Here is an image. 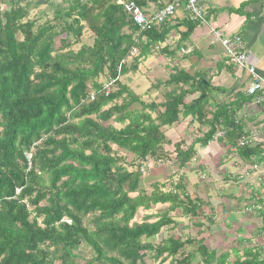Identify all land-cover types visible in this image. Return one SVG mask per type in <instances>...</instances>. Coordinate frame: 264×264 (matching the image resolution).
Wrapping results in <instances>:
<instances>
[{"label": "trees", "instance_id": "1", "mask_svg": "<svg viewBox=\"0 0 264 264\" xmlns=\"http://www.w3.org/2000/svg\"><path fill=\"white\" fill-rule=\"evenodd\" d=\"M39 1L0 0V264L223 263L227 255L220 259L203 246L184 255L189 241L173 236L153 245L164 226L176 225L168 212L152 223V216L134 218L159 204L181 217L196 215L184 174L167 192L152 184L147 194L139 165L173 162L181 173L218 129L227 130L223 146L235 147L242 135L236 111L208 110L207 82H196L203 90H182L190 83L180 72L165 82L174 89L158 104L121 84L131 50L138 60L150 54L167 40L168 21L140 33L114 0H43L48 10L27 19ZM134 2L144 8L145 0ZM86 32L90 45L82 44ZM108 81L114 84L105 97ZM190 93L197 96L185 103ZM188 117L207 131L188 145L172 143L168 128ZM129 156L134 171L123 165ZM238 157L260 161L250 146Z\"/></svg>", "mask_w": 264, "mask_h": 264}, {"label": "crops", "instance_id": "2", "mask_svg": "<svg viewBox=\"0 0 264 264\" xmlns=\"http://www.w3.org/2000/svg\"><path fill=\"white\" fill-rule=\"evenodd\" d=\"M170 2L145 0L142 9L151 13ZM204 9L205 22L195 23L189 20L182 6L178 8L165 27L170 28L167 40L155 45L150 54L139 59V66L146 71V90L174 89L167 87L165 82L179 72L190 83L179 85V88L203 90L196 83L202 78L211 94L208 110L232 107L236 111L234 117L240 119L241 136L252 138L250 147L258 150L260 161L247 164L261 165V181L253 175L238 182L235 176L240 168L233 155L227 152L229 146H223L220 141L211 142L196 155L206 154L210 163L215 157L219 158L218 170L213 172L218 176V182L208 175L207 182L202 185L186 183V192L198 208L196 215L178 216L177 221L170 218L176 221V225L164 226L156 237L161 236L160 242L171 236L181 242L188 240L193 245L190 253L203 246L208 252H215L220 259L227 255L223 263L218 260L213 264H264V106L255 105L245 95L250 78L245 71L239 72L234 68L221 45L225 37H241L246 49V65L253 67L256 74L264 79V0H205ZM196 96L197 93L188 94L185 103ZM188 119L191 120L190 117L181 120ZM202 129L204 133L207 131L204 127ZM221 148L224 149L223 156ZM255 206L260 210H254ZM163 232L169 236L162 238ZM185 248L186 245L182 251Z\"/></svg>", "mask_w": 264, "mask_h": 264}, {"label": "rangeland", "instance_id": "3", "mask_svg": "<svg viewBox=\"0 0 264 264\" xmlns=\"http://www.w3.org/2000/svg\"><path fill=\"white\" fill-rule=\"evenodd\" d=\"M50 1L55 3V2H58L59 0H50ZM114 1L122 4L128 0H114ZM42 4H44L43 0L37 2V5H41V6L38 7L37 9H32L30 11V13L28 14L27 19L33 20L36 17V15L38 14V12L48 10L47 5H42ZM48 12H49V15H52V11H48ZM91 39H92V36L90 35V33H88V32L84 33V36L82 38V44L90 45ZM74 49H79V46H76ZM127 65H128V71H127V74L121 78V81H120L121 84L123 86H125L132 95H134L138 98H141V100L145 103L156 102L158 104V103L162 102L163 97L168 90H163V88H160V90H156L157 92H155L154 90H150V89L146 90V87L148 86L147 80L145 78L146 77V71L144 70V68H141L139 66L138 50H136L135 55H131V52H130V59L128 60ZM134 66H135V69H134ZM152 80H155L154 77ZM114 90H115V88H113V91ZM147 93H149V94L146 95ZM132 107L139 108L138 106H135V105H133ZM152 116L155 117V115H152ZM110 123L113 124L112 122H110ZM113 126L115 128H119L118 125L113 124ZM168 129L170 131V133H169L170 136H168V137L173 141V142L171 141L172 143H175L180 138H182V140H184L185 144L188 145L192 140H195L196 138H200L204 134V129H202V127H200L199 124L196 123L195 121L191 122L190 119L182 121L180 125L179 124L173 125L172 127L168 128ZM163 130H166V129H163ZM172 131L176 133L177 138L175 137L174 133L172 134L173 137H171ZM219 147L220 146H218L217 148H219ZM196 148H197V152H200V151L202 152V150H201V148H199V146H197ZM173 149L174 148L172 146H168L169 151H172ZM225 151H227V149H225ZM221 155L222 156L224 155V149L223 148H221ZM123 159H124L123 165L128 171H134L136 169L135 166H133L131 163L132 159L130 156L124 157ZM207 159H208V157L206 156V154L201 153V155H196L193 158V160L190 162V164L187 165L190 170L188 168L187 169L185 168L182 170L181 173L177 172V167H176V165H173V162H171L172 164L170 162H169V164L166 162H156V163L152 162L151 163L150 162L151 160L149 161V159H147L148 160V163H147L148 166L144 162L146 164V166L143 167L141 169V171H140V168L144 165H142L141 163H140L141 166L139 165V167H140L139 171L141 173L140 188L143 190V192L148 194L152 191V184H159V185L161 184V186L165 185L162 189L163 192H167L169 190L168 188L170 187L171 184L172 185L176 184L179 181V175L180 174H184V176H185L184 179L182 180L183 185H186V183L187 184L192 183V184H201L202 185L204 182H207V179L209 178V176H211L215 182H218V180H219V179H217L218 176L216 177L213 172L218 170L216 168L219 167L220 160H218L219 158L215 157V160H212L213 162L210 163ZM188 170H189V172H188ZM156 179H157V182L155 181ZM166 179H167L168 183H165ZM164 212L165 213L168 212L169 218H174L176 221L179 219V217H181V216H179V214L177 215L176 211H173V210L168 211L166 206L159 204V205L151 207L148 211H144L143 209L140 208L138 210L135 218H134V221L135 222H141L145 216H152L153 220L149 221L150 223H152V222L156 221V219H154L155 216H159L161 213H164ZM179 213H180V211H179ZM162 236H163L162 238H164V237H167L169 235L167 233L163 232ZM150 241L153 245L156 246L160 243L161 236L152 238ZM227 241H228V239H227ZM191 246H193L192 243L186 244V248L183 250L184 255H186L187 252L190 253L192 251ZM85 258H87V256L83 257V258H79L78 263L83 261ZM177 258L181 259L182 255L178 256ZM197 260L199 261V258ZM169 262L170 261L167 260L165 262L160 263L159 260L155 261L151 258L144 260V264H168ZM191 264H195V263L192 262Z\"/></svg>", "mask_w": 264, "mask_h": 264}, {"label": "built area", "instance_id": "4", "mask_svg": "<svg viewBox=\"0 0 264 264\" xmlns=\"http://www.w3.org/2000/svg\"><path fill=\"white\" fill-rule=\"evenodd\" d=\"M204 2L205 0H171L170 3L151 13L146 12L145 10L140 8L134 1H126L122 3V8L125 14H127L131 18L133 24L141 33L151 30L152 28L164 25L181 6L192 22L204 23L206 17ZM221 45L224 49L225 56L232 63L234 68L239 72L245 71L250 78L249 85L245 89V95L250 97L255 105L264 106V79L260 78L256 74L253 67L246 65V49L242 38L239 36L225 37L221 41ZM135 53L136 49H132L131 55H135ZM113 84V81H108L105 84L103 88V94L105 97H107L111 93ZM90 101H94V95L90 96ZM239 121V118L234 117L235 123H239ZM262 131L264 132V127L262 128ZM226 135L227 130L218 129L207 146L210 145L211 142H218L225 139ZM251 142L252 138L250 136H241L237 140L236 146L228 149L229 153L233 155L236 163L238 164V167L240 168L239 173L235 176L238 182L248 180L253 175L257 176L258 180L261 181V165L258 163L246 164L242 162L238 157V150L243 147L250 146ZM145 163L147 164L148 160H146ZM145 163H142V165L144 166L140 168V171L143 167L146 166ZM259 209V206L254 207V210L256 211H258ZM248 212L251 211L248 210Z\"/></svg>", "mask_w": 264, "mask_h": 264}]
</instances>
